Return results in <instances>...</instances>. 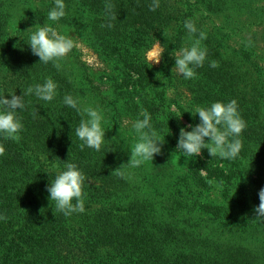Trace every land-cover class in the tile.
Returning a JSON list of instances; mask_svg holds the SVG:
<instances>
[{"label": "trees", "instance_id": "16d2710c", "mask_svg": "<svg viewBox=\"0 0 264 264\" xmlns=\"http://www.w3.org/2000/svg\"><path fill=\"white\" fill-rule=\"evenodd\" d=\"M33 1L42 4L27 9V21L72 28L106 65L102 77L110 92L63 60L59 70L40 62L29 35L9 32L13 8ZM152 2L64 0L65 16L52 22L47 14L54 0H0V95L21 96L49 77L57 84L50 102L24 96L18 143L0 135V215L7 217L0 220V264H264V223L253 220L264 187V0H159L149 11ZM106 4L114 6L115 20ZM188 19L197 34H207V56L194 79L171 72L175 53L190 43ZM155 42L163 47L159 67L145 58ZM212 61L219 67L211 68ZM66 95L81 108L102 111L99 151L81 150L75 129L82 117L64 104ZM233 99L246 122L238 156L211 157L204 149L189 165L172 169L170 155L183 156L180 129L200 122L190 113L195 106ZM142 109L157 141L163 138V165L150 173L141 165L111 174L129 157L106 124L115 129L123 117L142 119ZM66 161L87 178L84 210L71 216L57 212L46 191Z\"/></svg>", "mask_w": 264, "mask_h": 264}, {"label": "clouds", "instance_id": "9594fccd", "mask_svg": "<svg viewBox=\"0 0 264 264\" xmlns=\"http://www.w3.org/2000/svg\"><path fill=\"white\" fill-rule=\"evenodd\" d=\"M158 7L159 0H153L149 11H155ZM105 8L109 19L115 20L114 6L106 4ZM65 9L64 0H54V6L47 14L48 20L59 21L65 16ZM104 26L101 25V27ZM106 26L111 28L113 24L108 23ZM184 27L188 32L187 41L190 43L186 42V46L181 47L175 53L174 67L171 72H175L184 79H194L197 76L195 69L203 66L207 56V48L202 46V41L207 39V34L203 31L197 34V28L191 19L185 20ZM25 32L29 33L28 46L31 48L32 54L39 57V61L42 63L52 62L57 70L61 68L60 61L75 46L73 38L59 33L52 26H33ZM162 55L163 47L157 42L156 48L150 53L151 63L158 64ZM209 66L217 68L219 64L217 61H212ZM158 76L160 75L158 74ZM56 89L57 84L49 77L43 84L28 86L21 96H17L13 92L8 95L11 99H5L4 95H0V135H3L6 140L18 143L21 139L19 133L23 130V124L17 117V109H24V96L34 94L39 100L50 102L56 96ZM63 102L76 109L82 117L75 129L76 136L83 142L80 145L81 150L88 147L99 151L102 144L105 143L102 111L92 106L79 107L80 101L71 95H66ZM190 113L193 117L198 116L200 122L195 126L187 125V128L191 129L190 131L181 128L177 141V149L181 150L186 158V166L188 160L199 156L204 149L211 157L232 160L238 156L242 149V140L239 137L246 128V122L240 116L236 100L233 99L227 103L213 102L210 106L197 105ZM33 116H38L35 108ZM140 116L143 118L136 119L131 125L137 139L131 147L128 162L122 164L111 174L122 175L124 168L139 167L145 162H151L154 156L161 153L164 141L163 138L157 141V132L150 123V114L147 110L142 109ZM205 138L208 140L207 143ZM4 153L5 148L0 144V156ZM200 171L204 174V170ZM86 179L75 163L64 162L63 170L57 171L54 180L46 187L49 200L55 202L54 206L57 212L64 216H71L75 212L84 210L83 186ZM208 183L212 185L214 181L208 180ZM258 197L259 205L253 210L255 213L253 220L264 223V187L259 190ZM73 200L76 201L75 204L72 203ZM6 219V216L0 215V220Z\"/></svg>", "mask_w": 264, "mask_h": 264}, {"label": "rangeland", "instance_id": "374dc122", "mask_svg": "<svg viewBox=\"0 0 264 264\" xmlns=\"http://www.w3.org/2000/svg\"><path fill=\"white\" fill-rule=\"evenodd\" d=\"M42 2L39 1H33L28 3H18L14 8V17L11 19L9 23V32L13 35H16L17 37H20L23 34L29 35L28 32H25L26 30L32 28L33 26H45L44 25H38L33 24L27 21L26 15L28 11L27 9H35L37 8ZM258 4H261L260 1H258ZM51 26V25H48ZM56 30L63 34L70 36L74 39L75 46L73 49L68 53V55L63 59V62L67 65L68 68L71 66H74L79 69V71L85 72L91 80L94 81L95 85H99L101 89L104 91H109V86L105 83V79L102 77L103 72L106 69V65L104 62H102L97 55L86 45H84L80 39L76 36L75 32L72 28L67 26H58ZM254 33V28L250 29L249 32H247V35H252ZM253 36V35H252ZM159 43V42H158ZM157 42H155L146 52L145 58L146 61L153 67H159L160 62L158 64L151 63V57L150 53L156 48ZM106 71V70H105ZM101 81H104V84L101 83ZM108 92V93H109ZM105 121H103L104 123ZM132 122L133 120L129 117H123L121 120L116 121L114 123L115 129H111L112 126L111 123H107V127L109 129V132L111 134V137L119 141L123 147H125L124 151L128 154V157L130 156V150L132 145L136 142V137L133 135V129H132ZM176 156V157H174ZM182 155H170V158L173 160L172 169H178L180 170L182 167L186 166V158ZM129 159V158H128ZM163 159V154H159L153 157V160L150 162H145L142 164V168L146 173H150L151 171H156L157 168H160L161 160ZM193 159V158H192ZM192 159L187 161V165L192 161ZM178 160V161H177ZM51 165V164H50ZM212 198L217 200L218 193L211 191Z\"/></svg>", "mask_w": 264, "mask_h": 264}]
</instances>
